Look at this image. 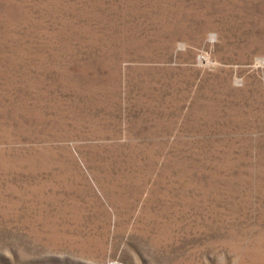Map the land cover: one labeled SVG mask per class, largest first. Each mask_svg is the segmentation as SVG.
Wrapping results in <instances>:
<instances>
[{
	"label": "rangeland",
	"instance_id": "rangeland-1",
	"mask_svg": "<svg viewBox=\"0 0 264 264\" xmlns=\"http://www.w3.org/2000/svg\"><path fill=\"white\" fill-rule=\"evenodd\" d=\"M0 264H264V0H0Z\"/></svg>",
	"mask_w": 264,
	"mask_h": 264
}]
</instances>
